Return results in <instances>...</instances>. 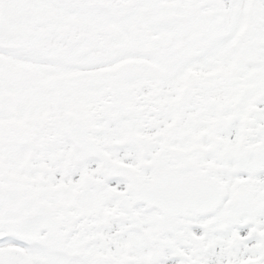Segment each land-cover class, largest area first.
Here are the masks:
<instances>
[{"label": "snow or ice", "instance_id": "1", "mask_svg": "<svg viewBox=\"0 0 264 264\" xmlns=\"http://www.w3.org/2000/svg\"><path fill=\"white\" fill-rule=\"evenodd\" d=\"M0 264H264V0H0Z\"/></svg>", "mask_w": 264, "mask_h": 264}]
</instances>
